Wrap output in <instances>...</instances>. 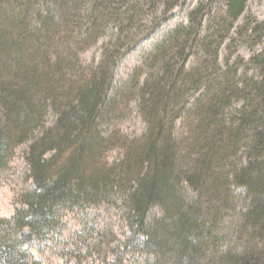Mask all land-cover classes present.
I'll use <instances>...</instances> for the list:
<instances>
[{
	"label": "trees",
	"instance_id": "16d2710c",
	"mask_svg": "<svg viewBox=\"0 0 264 264\" xmlns=\"http://www.w3.org/2000/svg\"><path fill=\"white\" fill-rule=\"evenodd\" d=\"M223 1L226 18L216 19L213 32L221 35L217 48L226 21L242 16L247 2ZM157 2L0 0V172L14 149L26 145L23 159L35 186L22 196L23 207L0 219V264H42L29 245L46 241L67 212L117 200L128 229L165 264H199V257L264 264V49L245 62L249 73L215 68L217 51L210 66L186 70L204 17L196 13L190 28L171 37L177 47L171 59L139 89L112 94L113 53L90 77L76 67L78 49L104 24L113 22L121 39ZM163 2L173 10L182 0ZM252 33L261 44L264 23ZM214 45L208 41L205 50ZM203 83L205 94L188 108L186 96ZM132 98L140 100L148 128L129 140L109 127ZM49 110L55 122L46 128ZM112 148L121 158L109 163L104 156ZM153 208L160 216H152ZM220 244L235 248L220 252Z\"/></svg>",
	"mask_w": 264,
	"mask_h": 264
},
{
	"label": "rangeland",
	"instance_id": "374dc122",
	"mask_svg": "<svg viewBox=\"0 0 264 264\" xmlns=\"http://www.w3.org/2000/svg\"><path fill=\"white\" fill-rule=\"evenodd\" d=\"M90 4L91 2L86 3V10L92 8ZM226 11L227 7L223 0H182L181 4L173 10H170V6H166L163 0H158L155 6L144 12L137 23L128 27V34L124 33L121 39H119L120 31L113 22L104 24L97 38L78 49L76 67L84 76L90 77L102 65L105 56L113 53L117 64L112 94L119 89L131 88L134 84L137 85L135 88L139 89L145 81L156 76V70L163 60L171 59L174 55L177 49L171 39L174 33L190 28L193 16L199 13L204 16L203 22L200 26L198 42L191 47L192 55L185 69L189 71L210 66L209 61L217 51L215 68L225 71L228 66H234L238 68L240 74L250 70L249 73L252 69L250 66L245 67V62L264 49V37L260 38L261 44L250 39L253 36L252 30L259 23H264V0H247L243 15L232 22L226 21V27L221 32L224 38L217 48L221 35L213 34L214 31L217 32L216 19H225ZM80 13L82 11H79ZM165 15L167 19L154 32L142 38L143 34ZM213 23H216V26ZM137 41L138 43L133 47ZM208 41L209 43L213 41L215 45L205 50ZM178 42L183 46L188 45L185 38L179 39ZM119 47L120 55L126 52L121 59H118L120 55H114ZM166 48L169 53L165 50ZM188 49L190 50L187 47L186 52ZM162 51H166L165 54ZM207 75L205 73L204 76ZM2 78L5 79L4 76ZM204 89L203 83L199 92H190L186 96L185 105L188 108L193 105L200 94H205ZM139 105L140 100L132 98L127 104L126 112L111 122L109 132L114 131L129 140L141 137L147 130L148 123L140 112ZM54 122L55 117L49 110L44 119V126L50 127ZM114 148L104 156L109 163L121 158V152ZM25 150L26 145L16 147L0 172V219L10 218L16 208L23 207L22 196L35 188L29 168L23 159ZM185 191L188 196L193 194L187 189ZM119 205L120 202L117 200L114 205H86L67 212L58 228L46 241H34L29 245L30 254L42 264H65L70 260H77L79 264H108L111 261L115 262L113 264H165L166 262L164 263L160 256L144 249L141 243L145 241V238L134 237L123 219ZM244 205L245 203L239 201L236 208L241 211L245 209ZM154 214L160 216L159 210L153 208L152 216ZM237 218L238 216L235 217ZM224 222L227 223V219ZM228 226L226 224V227ZM220 234H222L221 231ZM125 244L127 246H124ZM234 246V244L231 246L220 244L218 247L220 252H224L235 248ZM205 255L208 256L210 253L207 251ZM198 259H200L199 264H210L207 258L199 257ZM168 264L181 263L169 262Z\"/></svg>",
	"mask_w": 264,
	"mask_h": 264
},
{
	"label": "bare ground",
	"instance_id": "6f19581e",
	"mask_svg": "<svg viewBox=\"0 0 264 264\" xmlns=\"http://www.w3.org/2000/svg\"><path fill=\"white\" fill-rule=\"evenodd\" d=\"M124 219V218H123ZM139 253V252H138ZM150 254V253H149ZM65 263V262H64Z\"/></svg>",
	"mask_w": 264,
	"mask_h": 264
}]
</instances>
